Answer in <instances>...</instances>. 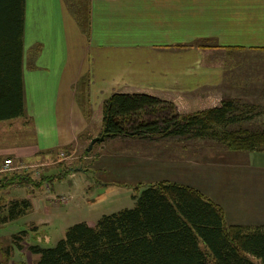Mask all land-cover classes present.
Returning <instances> with one entry per match:
<instances>
[{"label": "crops", "instance_id": "1", "mask_svg": "<svg viewBox=\"0 0 264 264\" xmlns=\"http://www.w3.org/2000/svg\"><path fill=\"white\" fill-rule=\"evenodd\" d=\"M67 3L24 0L20 115L30 121L34 146L27 155L67 145L85 131L92 119L99 125L92 112L114 89H148L185 111L190 108L187 98L203 107L222 97H234L228 94L230 91L207 92L202 87H216L223 78L215 60L207 58L210 48L205 43L247 50L250 60L241 89L245 87L247 96L255 103L261 100L258 104L264 108V62L258 64L251 59L264 57V0H85V25H81L75 12L68 10ZM76 39L82 41L78 46ZM82 76L86 84L81 95L76 87ZM82 96L85 100L80 104ZM257 114H264V109L256 110ZM255 150L264 159V147L243 152L250 154ZM160 154L158 149L150 153L151 160H156L152 169L163 164H167L164 169L183 168L190 163L174 157L160 161ZM129 156L143 155L134 150ZM126 160L123 163L131 167L132 159ZM254 168L257 172L246 202L247 218L229 222L222 206L190 175L186 176V171L178 177L157 171L152 176L156 177L153 181L172 180L198 189L221 207L225 223L256 225L264 223V164ZM131 199L125 208L133 205ZM34 259L31 253L22 264H32Z\"/></svg>", "mask_w": 264, "mask_h": 264}, {"label": "trees", "instance_id": "2", "mask_svg": "<svg viewBox=\"0 0 264 264\" xmlns=\"http://www.w3.org/2000/svg\"><path fill=\"white\" fill-rule=\"evenodd\" d=\"M23 5L24 0H0V119L23 110ZM75 10L85 25L84 12ZM85 84V77H80L76 89L81 95ZM83 100L82 96L80 104ZM186 102L190 108L183 114L157 115L156 109L173 102L148 89H114L97 103L92 115L101 138L184 135L213 137L229 149L264 147V126L249 129L239 124L254 117L251 105L240 107L232 97L203 107L190 98ZM131 197V207L103 213L93 225L69 224L51 245L28 243L35 255L32 264H264V223H225L221 207L198 189L160 179L144 184ZM27 204L25 199L10 200L0 220L16 217Z\"/></svg>", "mask_w": 264, "mask_h": 264}, {"label": "rangeland", "instance_id": "3", "mask_svg": "<svg viewBox=\"0 0 264 264\" xmlns=\"http://www.w3.org/2000/svg\"><path fill=\"white\" fill-rule=\"evenodd\" d=\"M65 1L70 4L67 3L68 10L72 13L76 11V6L83 9L80 4L85 3V0ZM79 40L76 39L77 46L82 42ZM204 46L210 48L207 58L215 60L223 75L218 86L206 84L202 86L204 90L217 93L230 91L228 94L234 95L232 98L240 107L253 105L251 112L262 111L264 108L258 104L261 100L255 103L247 96L246 88L241 89L250 60L247 50L220 48L213 43H205ZM251 59L258 64L264 62L263 56ZM174 111L180 114L186 112L172 103V106L166 104L164 108L156 109L155 113ZM86 116H89L88 108ZM239 124L249 129L264 126V114L241 120ZM100 131V126L92 119L85 131L77 134L67 145L27 155L34 149L29 119L20 114L0 119V163L6 156L12 161L9 169L0 170V216L6 214V205L10 200L25 199L28 202L24 211L16 217L0 220V262L22 264L31 256L28 243L51 245L69 224L76 221L95 222L103 213L129 206L131 194L155 180L152 173L156 171L176 177L186 171V176L190 175L210 198L222 206L226 222L247 218L246 202L257 172L254 166L264 164L263 156L256 150L248 154L247 151L229 149L213 137L159 134H108L102 141H93L86 149L89 138L99 135ZM157 149L162 152L158 156L160 161L174 157L192 164L188 163L183 168L166 166L169 169H164L167 164H163L152 169L156 160H151L149 155ZM134 150L143 156H129ZM124 159L127 162L132 159L131 167L123 163Z\"/></svg>", "mask_w": 264, "mask_h": 264}, {"label": "built area", "instance_id": "4", "mask_svg": "<svg viewBox=\"0 0 264 264\" xmlns=\"http://www.w3.org/2000/svg\"><path fill=\"white\" fill-rule=\"evenodd\" d=\"M11 158L9 156H6L2 159L0 163V170H7L11 166Z\"/></svg>", "mask_w": 264, "mask_h": 264}, {"label": "water", "instance_id": "5", "mask_svg": "<svg viewBox=\"0 0 264 264\" xmlns=\"http://www.w3.org/2000/svg\"><path fill=\"white\" fill-rule=\"evenodd\" d=\"M97 137H98V138H101L102 135H96V136L91 137V138L89 139V141H88V143H87V145H86L85 148H86V149H89L90 146H91V143H92L93 141H95Z\"/></svg>", "mask_w": 264, "mask_h": 264}]
</instances>
